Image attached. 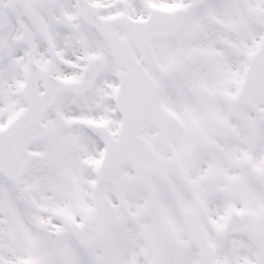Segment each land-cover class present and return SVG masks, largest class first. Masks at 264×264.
I'll return each mask as SVG.
<instances>
[{
  "label": "snow or ice",
  "instance_id": "snow-or-ice-1",
  "mask_svg": "<svg viewBox=\"0 0 264 264\" xmlns=\"http://www.w3.org/2000/svg\"><path fill=\"white\" fill-rule=\"evenodd\" d=\"M0 264H264V0H0Z\"/></svg>",
  "mask_w": 264,
  "mask_h": 264
}]
</instances>
